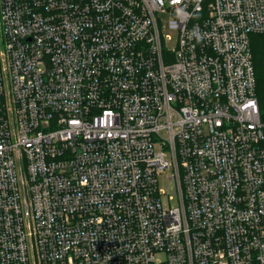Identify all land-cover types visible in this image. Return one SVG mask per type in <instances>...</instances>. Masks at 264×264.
Segmentation results:
<instances>
[{
  "label": "built area",
  "instance_id": "1",
  "mask_svg": "<svg viewBox=\"0 0 264 264\" xmlns=\"http://www.w3.org/2000/svg\"><path fill=\"white\" fill-rule=\"evenodd\" d=\"M254 33L264 0H0V264H264Z\"/></svg>",
  "mask_w": 264,
  "mask_h": 264
},
{
  "label": "trees",
  "instance_id": "2",
  "mask_svg": "<svg viewBox=\"0 0 264 264\" xmlns=\"http://www.w3.org/2000/svg\"><path fill=\"white\" fill-rule=\"evenodd\" d=\"M250 47L256 78V94L260 117L264 121V34H250Z\"/></svg>",
  "mask_w": 264,
  "mask_h": 264
},
{
  "label": "rangeland",
  "instance_id": "3",
  "mask_svg": "<svg viewBox=\"0 0 264 264\" xmlns=\"http://www.w3.org/2000/svg\"><path fill=\"white\" fill-rule=\"evenodd\" d=\"M161 18L164 22V24H166V16L161 15ZM163 33L166 34L167 36H169V40L167 41V45L170 47H174L175 45V33L168 27H165L163 30ZM166 174V172H165ZM165 174H163L162 176L159 177V182L161 184L162 187H165ZM171 205L175 204L174 200H170L169 202Z\"/></svg>",
  "mask_w": 264,
  "mask_h": 264
}]
</instances>
